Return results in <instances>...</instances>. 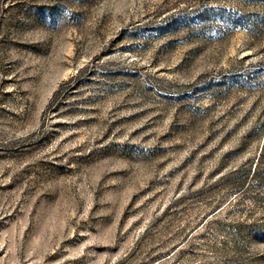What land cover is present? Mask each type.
<instances>
[{
	"label": "rangeland",
	"instance_id": "1",
	"mask_svg": "<svg viewBox=\"0 0 264 264\" xmlns=\"http://www.w3.org/2000/svg\"><path fill=\"white\" fill-rule=\"evenodd\" d=\"M264 0H0V264H264Z\"/></svg>",
	"mask_w": 264,
	"mask_h": 264
},
{
	"label": "trees",
	"instance_id": "2",
	"mask_svg": "<svg viewBox=\"0 0 264 264\" xmlns=\"http://www.w3.org/2000/svg\"><path fill=\"white\" fill-rule=\"evenodd\" d=\"M263 149H264V147H263ZM263 152H261V154H260V156H259V158H258V160L256 161V163H255V166H254V168H253V173H254V175H257V174H259L260 173V170H261V161H262V157H263Z\"/></svg>",
	"mask_w": 264,
	"mask_h": 264
}]
</instances>
